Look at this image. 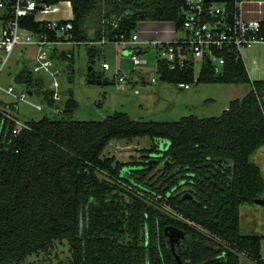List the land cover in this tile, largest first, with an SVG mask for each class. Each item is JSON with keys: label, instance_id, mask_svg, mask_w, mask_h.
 Segmentation results:
<instances>
[{"label": "trees", "instance_id": "16d2710c", "mask_svg": "<svg viewBox=\"0 0 264 264\" xmlns=\"http://www.w3.org/2000/svg\"><path fill=\"white\" fill-rule=\"evenodd\" d=\"M35 1L39 7L70 2L73 43H87L90 28L97 41L105 34L111 43L125 42L147 21L173 22L181 31L186 6V0ZM224 5L231 10L234 1ZM21 25L56 39L33 15ZM52 57L68 61L71 81L73 57L55 50ZM157 73L173 85L247 84L250 90L218 117L175 122L135 121L123 112L76 121L71 92L61 114L27 121L29 129L17 134L0 113V264H22L62 241L69 246V264H178L176 255L183 264H239L241 254L263 264L261 237L241 234L239 208L264 195L260 169L250 161L264 146V78L250 80L241 59L220 71L203 65L197 78L192 69L172 71L159 60ZM15 81L54 105L43 80L26 67ZM145 137L153 144L141 149L142 162L102 157L111 140ZM156 140L165 143L162 150ZM166 227L184 232L174 252Z\"/></svg>", "mask_w": 264, "mask_h": 264}, {"label": "rangeland", "instance_id": "374dc122", "mask_svg": "<svg viewBox=\"0 0 264 264\" xmlns=\"http://www.w3.org/2000/svg\"><path fill=\"white\" fill-rule=\"evenodd\" d=\"M243 1L241 11L245 17L264 21V0ZM256 1H259L258 4ZM56 7L57 12L49 14L46 18L61 20L70 16L71 10L68 9L66 3H59ZM253 10H260V14H251L250 12ZM137 32L138 29L135 33L137 34ZM87 37V43L60 44L54 47L55 52L64 51L73 57V62L70 65L71 81L66 70L68 61L58 60L56 65L62 71L58 78L59 91L61 92V101L58 105L62 106L68 96L67 93L71 92L78 103V108L73 117L76 121H102L117 112L126 113L131 120L145 122H175L190 116L197 118L218 117L228 107L230 101L243 98L250 90V86L247 84L219 83H192L188 89L180 88L178 85L162 82L159 79L157 60L162 56L154 45H149L148 49L141 52L138 55L140 63L134 65L129 52L139 48L132 43L109 42L100 44L95 39L92 28L87 30ZM92 49L95 51L94 53H90ZM32 53L30 47L16 46L14 48L9 68L0 78L3 88L12 86L15 92L24 89V85L18 84L14 78L24 67L31 70L33 64ZM91 57L93 60L90 59ZM242 59L250 80L264 78L263 46L257 45L243 51ZM91 61H93L92 65ZM103 61L109 64V70L104 71L102 69L101 64ZM90 65L93 67L94 72L102 74L103 78L110 81L111 84L87 83L86 73ZM119 73L128 75L130 82L127 84L116 83L115 79ZM198 74L199 69L196 68L194 77L197 78ZM152 78L156 79L154 84H150ZM43 90L45 91L46 88L43 87ZM134 91H137V93ZM12 99L11 96L0 91V105L9 103ZM27 101L29 104L20 102L15 112V116L20 121H38L45 115H53V107L47 105L42 100V96L32 95L27 98ZM33 105H41L42 111H37ZM152 144L151 139L147 137L132 141L111 140L104 149L102 157H114L121 163L142 162L141 149H148ZM155 144L162 150L165 143L156 140ZM151 157H155V155H151ZM250 161L259 167L264 183V146L250 156ZM160 169L159 166L154 172ZM262 198H264V195ZM247 209L252 211V217L255 220H253L254 225L252 224L251 227L243 230V220L247 218L245 219L242 214ZM239 212L242 233L264 236V205L244 204L240 206ZM260 252L264 260V237L261 241ZM70 256L66 241L55 242L48 252L29 256L22 264H69ZM239 264L259 263L241 254Z\"/></svg>", "mask_w": 264, "mask_h": 264}, {"label": "built area", "instance_id": "2783aa9c", "mask_svg": "<svg viewBox=\"0 0 264 264\" xmlns=\"http://www.w3.org/2000/svg\"><path fill=\"white\" fill-rule=\"evenodd\" d=\"M233 1L234 8L230 10L224 4L204 0H186L182 13V29L177 30L181 32V36L170 41L153 43L162 56L159 60L165 61L169 70L172 71L192 69L195 72L196 68L200 71L203 65H210L216 71H220L229 60L243 61V51L257 45L264 47V37L261 34L262 20L245 17L241 11V3L237 0ZM64 3L71 10L70 2ZM56 5L39 7L35 0H0V78L9 68L14 48L16 46L30 47L33 51L31 74L35 80L42 79L46 90L51 94L55 102L52 106L53 115L61 114L63 106L58 105L61 101L58 78L62 71L57 67L58 60L52 57V53L54 47L60 44L73 43L70 34L72 24L69 20L46 18L49 14L57 12ZM28 15H33L37 22L45 23L46 28L56 35V39L52 40L45 33L36 34L23 27L22 19ZM99 42L105 44L110 40L103 34ZM120 43L136 45L141 42L138 35L134 33L130 40ZM129 54L132 63L138 65L140 61L136 51L130 50ZM101 66L104 71L110 69L109 64L104 61ZM129 80V76L122 73H119L115 79L116 83L121 84H127ZM155 82L156 79L152 78L150 84ZM22 85L24 89L15 92L12 86L3 88L0 83V91L13 98L6 104L14 105L16 108L14 112H10L0 105V113L15 124L14 134L22 129H29L27 121H20L15 116V112L20 102L29 104L27 98L35 95L28 90L25 83ZM178 86L188 89L190 85L180 83ZM134 92L137 93V91ZM33 107L37 111H42L41 105H33Z\"/></svg>", "mask_w": 264, "mask_h": 264}, {"label": "crops", "instance_id": "0c3cea01", "mask_svg": "<svg viewBox=\"0 0 264 264\" xmlns=\"http://www.w3.org/2000/svg\"><path fill=\"white\" fill-rule=\"evenodd\" d=\"M207 2H213V3H217V4H223L224 2H228V1H233V0H204ZM240 3L244 4L243 0H239ZM259 1H256V3L258 4ZM261 2V1H260ZM260 10H253L252 12H250L251 14H260L259 13ZM263 12V11H262ZM72 12H70V16L68 18L65 19H61V20H71L72 19ZM48 20H56V18H47ZM262 20V19H260ZM137 29H138V38L141 42V45H135V47H138L139 49H136L134 51H140L143 52L145 49H148L149 45H154L153 43H160V42H166V41H170L176 37H180L181 34L180 32L177 31V29L175 28V25L173 22H141L137 25ZM154 47H156L154 45ZM96 73V72H95ZM142 81L144 82V79L142 78ZM239 216H240V212H239ZM243 217H245L246 220H243V225H242V229L246 230L249 227L252 226V224L254 225V221L255 220L252 217V211L247 209L244 211V213L242 214ZM253 218V219H252ZM240 230H241V217H240ZM243 235L246 236H258L261 237V241L262 238L264 237L263 235L260 234H245L242 233ZM261 254V252H260ZM262 263L264 264V260L262 259Z\"/></svg>", "mask_w": 264, "mask_h": 264}, {"label": "water", "instance_id": "95a60500", "mask_svg": "<svg viewBox=\"0 0 264 264\" xmlns=\"http://www.w3.org/2000/svg\"><path fill=\"white\" fill-rule=\"evenodd\" d=\"M136 54L139 55L140 51H137ZM90 63L92 65L93 61H91ZM91 65L87 68V73H86L87 83L97 84V85H109V84H111L110 81H108L105 78H102L99 74L95 73L93 70V67ZM254 204L264 205V198L255 199ZM164 235L167 237L168 242H169L173 252H174L175 245H179L180 241L184 239V232L178 228H175V227L164 228ZM175 260L177 261L178 264H183L177 255L175 256Z\"/></svg>", "mask_w": 264, "mask_h": 264}]
</instances>
